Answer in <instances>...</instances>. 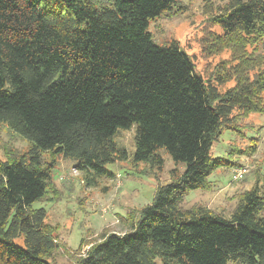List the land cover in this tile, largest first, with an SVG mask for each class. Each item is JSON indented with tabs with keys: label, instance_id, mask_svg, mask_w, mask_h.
<instances>
[{
	"label": "trees",
	"instance_id": "1",
	"mask_svg": "<svg viewBox=\"0 0 264 264\" xmlns=\"http://www.w3.org/2000/svg\"><path fill=\"white\" fill-rule=\"evenodd\" d=\"M98 1L0 0V125L29 145H0V264H52L56 228L33 205L53 188V169L74 161L88 188L114 179L107 166L128 160L116 139L133 126L135 164L161 171L165 150L186 169L128 231L103 232L76 264H264V185L241 193L230 216L181 207L215 171L237 166L211 154L223 132L264 115V57L246 51L264 38V0H230L213 19L222 35L206 37V52L230 49L238 62L218 79L235 81L224 93L178 42L158 45L149 32L178 0Z\"/></svg>",
	"mask_w": 264,
	"mask_h": 264
},
{
	"label": "rangeland",
	"instance_id": "2",
	"mask_svg": "<svg viewBox=\"0 0 264 264\" xmlns=\"http://www.w3.org/2000/svg\"><path fill=\"white\" fill-rule=\"evenodd\" d=\"M229 4L230 0H178L172 12L149 21V32L156 44L178 42L181 50L193 59L196 72L222 93L233 87L235 81L220 85L218 79L231 75L238 62L230 49L209 55L204 42L209 34L222 35V28L213 19L223 14ZM246 51L251 56L255 52L264 57V38ZM255 73L250 72L251 77ZM135 129L133 126L129 131H119L116 141L126 149L128 160L107 166L114 173V179H98V185L88 188L82 180L84 175L74 170V161L62 159L53 169V188L33 205L35 209H44L47 224L56 228L59 250L52 264H76L103 232L123 234L128 231L137 214L152 204L158 186L171 182V172L186 169L184 164L176 166L165 150L159 151L164 159L161 171L152 163L135 164L132 160ZM239 129L241 134L238 130H225L211 150L213 157L228 159L237 166L215 171L209 177L211 188L187 192L182 208L201 206L230 216L241 193L264 185V115L249 116L242 120ZM253 140L257 142L256 152L248 155ZM0 145L14 147L18 152L26 151L29 146L28 141L3 125H0ZM4 154L1 150L0 159L5 160ZM242 168L247 170L244 180L232 183L233 173ZM17 244L23 245L22 240Z\"/></svg>",
	"mask_w": 264,
	"mask_h": 264
},
{
	"label": "built area",
	"instance_id": "3",
	"mask_svg": "<svg viewBox=\"0 0 264 264\" xmlns=\"http://www.w3.org/2000/svg\"><path fill=\"white\" fill-rule=\"evenodd\" d=\"M246 173L247 170L245 168L239 169L238 171L233 173L232 182L243 181Z\"/></svg>",
	"mask_w": 264,
	"mask_h": 264
}]
</instances>
